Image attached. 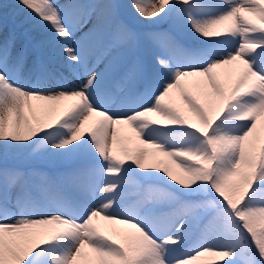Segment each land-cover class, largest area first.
<instances>
[{
    "label": "snow or ice",
    "instance_id": "obj_1",
    "mask_svg": "<svg viewBox=\"0 0 264 264\" xmlns=\"http://www.w3.org/2000/svg\"><path fill=\"white\" fill-rule=\"evenodd\" d=\"M0 264H264V0H0Z\"/></svg>",
    "mask_w": 264,
    "mask_h": 264
},
{
    "label": "rangeland",
    "instance_id": "obj_2",
    "mask_svg": "<svg viewBox=\"0 0 264 264\" xmlns=\"http://www.w3.org/2000/svg\"><path fill=\"white\" fill-rule=\"evenodd\" d=\"M8 3H12L14 2V0H7ZM21 25V21L19 19H12L11 17L8 18V26L9 28H13L16 27L18 30L22 31L23 29L20 27ZM186 88H188V90H190L193 94H196L197 90L192 87V81L191 79H189L188 81H186L185 83ZM171 99L174 103H176L177 105H180L181 102L179 100V96H178V92L176 90H173V93L171 95ZM34 104H38L40 102H33ZM65 103H70V102H65ZM120 127V131L118 133V135L120 136H128L131 134L130 129L127 128V126H119ZM159 161H162L164 163H167V158L163 157V156H157L154 159H149L147 160L145 163L147 165H152L154 167H163V163H158ZM97 223L103 227L105 225V222L103 221H99L97 220ZM223 258L222 257H208V256H204L200 258L201 262H206L209 260H215V261H221Z\"/></svg>",
    "mask_w": 264,
    "mask_h": 264
}]
</instances>
